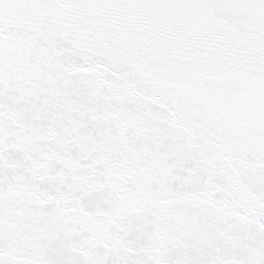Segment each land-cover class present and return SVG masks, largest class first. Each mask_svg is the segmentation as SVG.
Returning a JSON list of instances; mask_svg holds the SVG:
<instances>
[{"label": "snow or ice", "instance_id": "obj_1", "mask_svg": "<svg viewBox=\"0 0 264 264\" xmlns=\"http://www.w3.org/2000/svg\"><path fill=\"white\" fill-rule=\"evenodd\" d=\"M0 264H264V0H0Z\"/></svg>", "mask_w": 264, "mask_h": 264}]
</instances>
